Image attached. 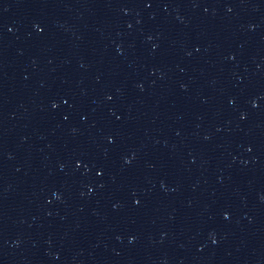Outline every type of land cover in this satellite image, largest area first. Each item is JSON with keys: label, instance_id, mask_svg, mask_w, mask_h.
<instances>
[{"label": "water", "instance_id": "95a60500", "mask_svg": "<svg viewBox=\"0 0 264 264\" xmlns=\"http://www.w3.org/2000/svg\"><path fill=\"white\" fill-rule=\"evenodd\" d=\"M263 0H0V264H216Z\"/></svg>", "mask_w": 264, "mask_h": 264}]
</instances>
